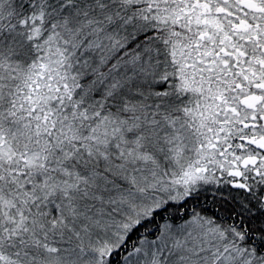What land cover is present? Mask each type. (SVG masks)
I'll use <instances>...</instances> for the list:
<instances>
[{"label": "snow or ice", "instance_id": "snow-or-ice-1", "mask_svg": "<svg viewBox=\"0 0 264 264\" xmlns=\"http://www.w3.org/2000/svg\"><path fill=\"white\" fill-rule=\"evenodd\" d=\"M0 264H264V0H0Z\"/></svg>", "mask_w": 264, "mask_h": 264}]
</instances>
